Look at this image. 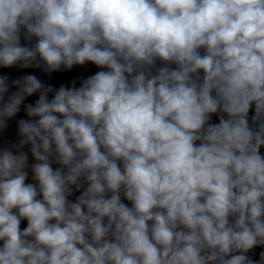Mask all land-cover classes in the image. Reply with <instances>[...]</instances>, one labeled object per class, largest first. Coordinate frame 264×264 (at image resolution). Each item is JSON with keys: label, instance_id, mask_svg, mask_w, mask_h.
<instances>
[{"label": "clouds", "instance_id": "obj_1", "mask_svg": "<svg viewBox=\"0 0 264 264\" xmlns=\"http://www.w3.org/2000/svg\"><path fill=\"white\" fill-rule=\"evenodd\" d=\"M87 63L0 75V264H264V0H0V68Z\"/></svg>", "mask_w": 264, "mask_h": 264}]
</instances>
